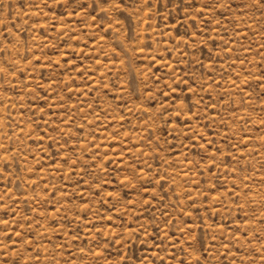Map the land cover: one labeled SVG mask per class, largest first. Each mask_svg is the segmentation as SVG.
<instances>
[{"label":"rangeland","instance_id":"rangeland-1","mask_svg":"<svg viewBox=\"0 0 264 264\" xmlns=\"http://www.w3.org/2000/svg\"><path fill=\"white\" fill-rule=\"evenodd\" d=\"M0 264H264V0H0Z\"/></svg>","mask_w":264,"mask_h":264}]
</instances>
